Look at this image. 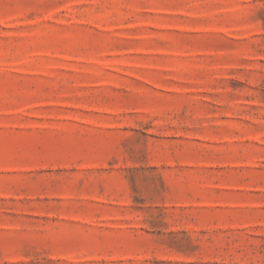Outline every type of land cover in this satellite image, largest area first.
Wrapping results in <instances>:
<instances>
[{
    "label": "rangeland",
    "instance_id": "rangeland-1",
    "mask_svg": "<svg viewBox=\"0 0 264 264\" xmlns=\"http://www.w3.org/2000/svg\"><path fill=\"white\" fill-rule=\"evenodd\" d=\"M0 264H264V0H0Z\"/></svg>",
    "mask_w": 264,
    "mask_h": 264
}]
</instances>
